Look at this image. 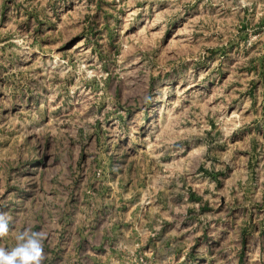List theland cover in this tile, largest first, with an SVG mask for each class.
Here are the masks:
<instances>
[{"label":"rangeland","instance_id":"rangeland-1","mask_svg":"<svg viewBox=\"0 0 264 264\" xmlns=\"http://www.w3.org/2000/svg\"><path fill=\"white\" fill-rule=\"evenodd\" d=\"M0 210L43 264H264V0H0Z\"/></svg>","mask_w":264,"mask_h":264},{"label":"clouds","instance_id":"clouds-1","mask_svg":"<svg viewBox=\"0 0 264 264\" xmlns=\"http://www.w3.org/2000/svg\"><path fill=\"white\" fill-rule=\"evenodd\" d=\"M12 222V215L0 210V238L9 234ZM46 235L43 231L23 229L15 235L14 246H0V264H43Z\"/></svg>","mask_w":264,"mask_h":264}]
</instances>
